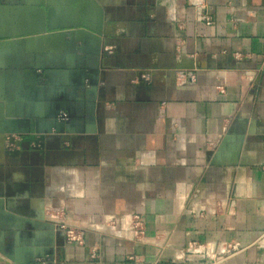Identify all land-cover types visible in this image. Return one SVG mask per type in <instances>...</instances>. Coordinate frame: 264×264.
Returning <instances> with one entry per match:
<instances>
[{
    "label": "crops",
    "instance_id": "obj_1",
    "mask_svg": "<svg viewBox=\"0 0 264 264\" xmlns=\"http://www.w3.org/2000/svg\"><path fill=\"white\" fill-rule=\"evenodd\" d=\"M219 257L264 264V0H0V264Z\"/></svg>",
    "mask_w": 264,
    "mask_h": 264
},
{
    "label": "built area",
    "instance_id": "obj_2",
    "mask_svg": "<svg viewBox=\"0 0 264 264\" xmlns=\"http://www.w3.org/2000/svg\"><path fill=\"white\" fill-rule=\"evenodd\" d=\"M205 23L207 26H211L213 24L212 17L210 15L205 16ZM58 118L63 121L67 122L69 120V116L66 111L62 110L60 111ZM10 142V141H8ZM132 226L134 231V238L139 240L140 242H144L146 240V230L144 227V221L142 217L140 216H134L132 219ZM63 230L65 232V236L68 242L74 243L80 246H83L84 240H83V234L75 229L71 228H65L63 227ZM96 257V250L92 251L91 258ZM226 261V258L219 257L215 259V262L212 264H222Z\"/></svg>",
    "mask_w": 264,
    "mask_h": 264
},
{
    "label": "water",
    "instance_id": "obj_3",
    "mask_svg": "<svg viewBox=\"0 0 264 264\" xmlns=\"http://www.w3.org/2000/svg\"><path fill=\"white\" fill-rule=\"evenodd\" d=\"M183 71H185V68H182V67H178L177 68V72L182 76V77H185L187 74L186 73H184ZM186 72V71H185ZM62 110H64L65 111V109L63 108V109H61V111ZM59 113H60V111H59ZM39 262V261H38Z\"/></svg>",
    "mask_w": 264,
    "mask_h": 264
},
{
    "label": "rangeland",
    "instance_id": "obj_4",
    "mask_svg": "<svg viewBox=\"0 0 264 264\" xmlns=\"http://www.w3.org/2000/svg\"><path fill=\"white\" fill-rule=\"evenodd\" d=\"M214 262H215V260L212 261V263H214ZM224 263H225V262H224ZM222 264H223V263H222Z\"/></svg>",
    "mask_w": 264,
    "mask_h": 264
}]
</instances>
